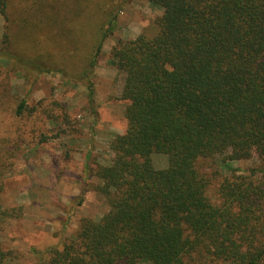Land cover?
I'll use <instances>...</instances> for the list:
<instances>
[{
  "label": "trees",
  "instance_id": "16d2710c",
  "mask_svg": "<svg viewBox=\"0 0 264 264\" xmlns=\"http://www.w3.org/2000/svg\"><path fill=\"white\" fill-rule=\"evenodd\" d=\"M125 1L0 0V62L66 78L81 56L88 78ZM150 2L162 12L157 33L112 51L128 106L111 163L93 172L109 211L83 219L41 264H264V167H217L264 162V0ZM7 86L1 77L0 100ZM41 107L23 99L17 115Z\"/></svg>",
  "mask_w": 264,
  "mask_h": 264
},
{
  "label": "rangeland",
  "instance_id": "374dc122",
  "mask_svg": "<svg viewBox=\"0 0 264 264\" xmlns=\"http://www.w3.org/2000/svg\"><path fill=\"white\" fill-rule=\"evenodd\" d=\"M125 5L88 78L80 77L81 56L70 62L72 74L66 78L27 75L0 62V79L8 84L0 100V264H41L47 249L71 242L83 219L100 220L109 211L94 189L100 181L93 172L111 163V142L127 130L128 106L122 99L125 76L113 66L112 51L120 40L154 36L162 13L150 0ZM5 31L0 16V51ZM23 99L30 107L41 102L43 107L19 116ZM44 107L54 109L53 119ZM154 163L167 167L163 156H154ZM227 166L246 174L262 169L264 162L256 157L217 161V167Z\"/></svg>",
  "mask_w": 264,
  "mask_h": 264
}]
</instances>
